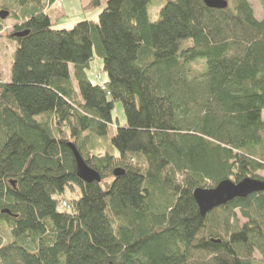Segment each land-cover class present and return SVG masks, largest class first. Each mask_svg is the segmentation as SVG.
Masks as SVG:
<instances>
[{
	"label": "trees",
	"instance_id": "1",
	"mask_svg": "<svg viewBox=\"0 0 264 264\" xmlns=\"http://www.w3.org/2000/svg\"><path fill=\"white\" fill-rule=\"evenodd\" d=\"M43 1L0 0V37L13 20L17 43L0 79V264H264V192L205 217L193 197L264 180V18L249 0H163L156 22L151 0H90L98 21L70 30ZM95 56L105 82L88 76ZM70 144L99 183L78 178Z\"/></svg>",
	"mask_w": 264,
	"mask_h": 264
},
{
	"label": "rangeland",
	"instance_id": "2",
	"mask_svg": "<svg viewBox=\"0 0 264 264\" xmlns=\"http://www.w3.org/2000/svg\"><path fill=\"white\" fill-rule=\"evenodd\" d=\"M90 1V0H89ZM45 4V12L50 16L53 27L55 29H72L77 23L81 21L97 22L101 11H89L88 0H56L51 6L48 5V0L43 1ZM251 3L255 16L258 20L264 18V6L260 0H249ZM164 6L163 0H151L149 8V16L151 22L159 20L161 8ZM5 31L0 37V79L3 82H10L12 79L11 67L13 56L17 50V43L10 39V34L13 33L15 21L7 20L5 22ZM102 61L95 56L91 63V68L88 71V76L93 83L107 81V75L102 71ZM203 63L198 62L191 67V75H199L202 72ZM264 117V114H263ZM127 123L125 110L122 103L115 104L114 110V124L115 126L124 127ZM114 127V126H113ZM111 130L110 135H113ZM98 147L91 153L94 156L105 155L108 149L109 140L99 139ZM264 178V173L259 174ZM210 189V188H205ZM74 195L67 193V202L73 200ZM65 203V201H64ZM63 203V205H64ZM62 205V206H63Z\"/></svg>",
	"mask_w": 264,
	"mask_h": 264
},
{
	"label": "water",
	"instance_id": "3",
	"mask_svg": "<svg viewBox=\"0 0 264 264\" xmlns=\"http://www.w3.org/2000/svg\"><path fill=\"white\" fill-rule=\"evenodd\" d=\"M204 3L208 8L216 10H225L229 6L228 2L225 0H205ZM8 17V12L2 11L0 13V18L2 20H6ZM28 34L29 32H21L15 34L14 36L16 38H22ZM69 147L72 150L76 161L78 178L87 184H92L95 182L99 183L101 181L100 175L86 164L74 145L70 144ZM114 174L116 177H119L122 176L124 172L117 170ZM11 185L15 187L16 184L12 183ZM260 192H264V180L246 179L239 183L226 180L221 182L214 189H196L193 193V197L199 208L201 216L205 217L214 209L225 206L235 199H245L252 194Z\"/></svg>",
	"mask_w": 264,
	"mask_h": 264
},
{
	"label": "built area",
	"instance_id": "4",
	"mask_svg": "<svg viewBox=\"0 0 264 264\" xmlns=\"http://www.w3.org/2000/svg\"><path fill=\"white\" fill-rule=\"evenodd\" d=\"M67 206H68V205H67V203L65 202L64 205H63V207H67Z\"/></svg>",
	"mask_w": 264,
	"mask_h": 264
},
{
	"label": "crops",
	"instance_id": "5",
	"mask_svg": "<svg viewBox=\"0 0 264 264\" xmlns=\"http://www.w3.org/2000/svg\"><path fill=\"white\" fill-rule=\"evenodd\" d=\"M90 1L88 0V3H89Z\"/></svg>",
	"mask_w": 264,
	"mask_h": 264
}]
</instances>
